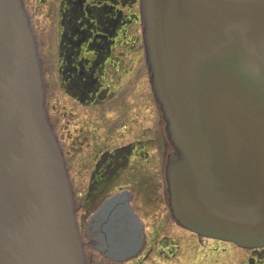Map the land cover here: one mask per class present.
<instances>
[{
  "label": "water",
  "instance_id": "1",
  "mask_svg": "<svg viewBox=\"0 0 264 264\" xmlns=\"http://www.w3.org/2000/svg\"><path fill=\"white\" fill-rule=\"evenodd\" d=\"M179 226L264 247V0H139ZM0 264H86L21 0H0Z\"/></svg>",
  "mask_w": 264,
  "mask_h": 264
},
{
  "label": "rangeland",
  "instance_id": "2",
  "mask_svg": "<svg viewBox=\"0 0 264 264\" xmlns=\"http://www.w3.org/2000/svg\"><path fill=\"white\" fill-rule=\"evenodd\" d=\"M70 1L69 6L66 0H22V3L36 38L45 109L66 162L82 240L88 241L86 224L93 209L88 212L86 198L92 186L88 183L89 177L94 172L96 176H106L107 182L112 183L98 197L105 199L123 190L131 194L129 205L133 214L139 216L148 242H158L161 264L240 262L241 253L230 247L225 252L220 251L224 244L201 240L177 226L170 216L162 177L169 146L150 89L139 22L134 16H131L132 22L125 19L129 14H138L137 2L85 0L84 5L82 2L81 5L89 9L90 22L96 27L93 33L97 37L92 40L85 36V25L74 26V21H67L69 28L73 25L75 35L68 31L66 48L61 54V21L69 19L72 9L79 13L82 8L79 0ZM104 5H112L115 14L120 11L122 20L111 25L117 16L110 10L105 13ZM102 33L108 36L99 37ZM87 42L91 43L96 55L86 51ZM71 47L73 52L79 49L77 55H69ZM82 56L95 63L92 73L89 69L93 63L85 70L73 69ZM84 93L90 95L91 103L78 100ZM110 154H114V158H110ZM123 157L128 159L125 165ZM111 161L120 164L118 174L110 168ZM84 250L87 264H91L93 251L86 243Z\"/></svg>",
  "mask_w": 264,
  "mask_h": 264
},
{
  "label": "flooded vegetation",
  "instance_id": "3",
  "mask_svg": "<svg viewBox=\"0 0 264 264\" xmlns=\"http://www.w3.org/2000/svg\"><path fill=\"white\" fill-rule=\"evenodd\" d=\"M84 1L85 0L78 1L80 6L82 7L79 13H75L74 9H72L71 14H69V19H64L63 21H61V33L59 42V48L62 51L61 54H63V50L66 48L65 40L67 38L68 31H71V35H75V33L73 32L75 29L71 28V26L73 25L71 24L69 28L67 25V21H74V26L85 25L87 28V30L84 31V33H87V35L85 36L91 38L92 40H95V38L97 37V35H94L93 33V29L94 31H96V27L93 23L90 22L91 17L88 15L89 9L83 6ZM82 2L83 5H81ZM70 3V0H66V4L68 6L70 5ZM72 13H74V15ZM84 16L87 17L85 18ZM78 19H81L83 21L78 22ZM104 34L105 33H102L98 36L101 38H106V36L108 35L105 34V36ZM85 41H87L86 38ZM85 41L83 43H85ZM85 46L89 48L90 44L86 43ZM71 50H73V48ZM76 51L78 52L79 49L77 48L75 50V53ZM91 54H95V51L92 50ZM92 63L93 66L91 67V69H89V71L92 73L95 63L85 58L84 56L82 57L81 61H77L76 66L77 68L83 70L85 65L89 66ZM82 96L83 97L80 98V101L84 104H88L90 102V95L84 93ZM108 156L110 158H114V154H110ZM122 159V163H124V165L127 164L128 159L125 157H123ZM119 165L120 164H117V162L111 161L110 168L113 169L114 173L118 174L119 170L117 167ZM113 171L110 174H112ZM136 173H139V171H136ZM97 176L93 172V174H91L89 177L88 183L92 186L91 190L88 192L86 200H88L89 197H94L96 191H101L102 185L104 183H108V178L106 176ZM110 216L111 215H109V217ZM127 222L128 221H126V223ZM86 237L88 238L86 244L93 251L91 264H146L147 261H151L150 264H161L158 261V259H161V251L160 247L158 246V242H148L147 234L145 232L143 233L138 226H129L126 224L119 226L113 225L109 220L107 222L93 220L89 226L87 223ZM220 244H224V246H220V251L222 252H225V250L230 247L232 251H237L242 254L240 262H234L233 264H264V248L242 249L230 243ZM151 256H153V258ZM166 259L167 258L165 257L164 260Z\"/></svg>",
  "mask_w": 264,
  "mask_h": 264
},
{
  "label": "bare ground",
  "instance_id": "4",
  "mask_svg": "<svg viewBox=\"0 0 264 264\" xmlns=\"http://www.w3.org/2000/svg\"><path fill=\"white\" fill-rule=\"evenodd\" d=\"M117 218L121 220V217L120 216H118Z\"/></svg>",
  "mask_w": 264,
  "mask_h": 264
}]
</instances>
